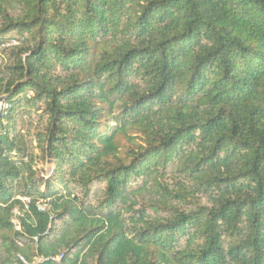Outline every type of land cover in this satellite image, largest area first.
Segmentation results:
<instances>
[{"label":"trees","instance_id":"1","mask_svg":"<svg viewBox=\"0 0 264 264\" xmlns=\"http://www.w3.org/2000/svg\"><path fill=\"white\" fill-rule=\"evenodd\" d=\"M12 40L0 264H264V0H0Z\"/></svg>","mask_w":264,"mask_h":264},{"label":"rangeland","instance_id":"2","mask_svg":"<svg viewBox=\"0 0 264 264\" xmlns=\"http://www.w3.org/2000/svg\"><path fill=\"white\" fill-rule=\"evenodd\" d=\"M9 57V53L6 54V63L8 64L9 61H7V58ZM15 115V133L21 134L23 136L24 141L26 142L29 150L31 153L36 157L35 158V164H34V170H36L37 175L39 176H46L51 175L53 167L50 166L48 163L44 162L42 158L40 157V151L36 149V134L42 132L45 127V118H40L39 113H35L32 110L22 108L19 109ZM134 136V135H132ZM119 145V151L121 155H123L128 149H130L133 146V143L129 141V139L125 137H119L118 140ZM176 176L175 175H168V177L163 181L164 184H167L170 188H173L174 184L176 183ZM104 188V184H95L91 186L90 189V197H93L94 195L98 196V193L102 191ZM151 194H146V200L148 198L154 199V196L149 197ZM26 203V200H23ZM202 202H205V199H202ZM40 208H45V204H39ZM148 213L153 215L151 210H148ZM165 213L160 212L159 215H164ZM13 224L17 226L18 229V223L16 220L12 221Z\"/></svg>","mask_w":264,"mask_h":264},{"label":"built area","instance_id":"3","mask_svg":"<svg viewBox=\"0 0 264 264\" xmlns=\"http://www.w3.org/2000/svg\"><path fill=\"white\" fill-rule=\"evenodd\" d=\"M16 45H17V42L16 41H14V40L9 41V42H7L5 44L0 45V51L5 50V49H8V48H11V47H14ZM30 95L31 94H28L29 97H30ZM7 109H8V105L6 103H4L3 101H0V114L2 112H4L5 110H7ZM39 209L42 210L43 208H40L39 207ZM58 259L59 258H57L56 260H58Z\"/></svg>","mask_w":264,"mask_h":264}]
</instances>
